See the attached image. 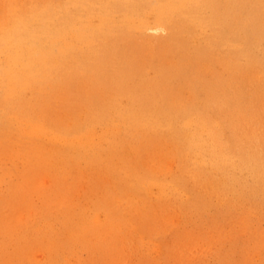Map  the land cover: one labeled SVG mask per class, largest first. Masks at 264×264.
Returning <instances> with one entry per match:
<instances>
[{
    "label": "bare ground",
    "instance_id": "6f19581e",
    "mask_svg": "<svg viewBox=\"0 0 264 264\" xmlns=\"http://www.w3.org/2000/svg\"><path fill=\"white\" fill-rule=\"evenodd\" d=\"M0 8L36 11L45 49L38 47L37 84L49 96L40 126L52 135L48 172L62 174L69 189L52 190L36 214L46 221L33 215L19 231L57 236L55 206H73L79 209L59 222L67 250L77 254L90 241L95 261L105 254L128 264L136 241L147 249L155 243L117 220L116 199L138 205L140 189L168 197L165 211L205 204L215 224L237 222L264 264V0H0ZM10 43L11 59L15 38ZM7 77L9 86L22 85L15 72ZM133 138L140 140L132 145ZM80 191L97 199L92 219L75 198ZM19 246L23 264L36 261L39 243ZM161 249L157 243L154 251ZM49 253L46 264H65L58 250Z\"/></svg>",
    "mask_w": 264,
    "mask_h": 264
},
{
    "label": "rangeland",
    "instance_id": "374dc122",
    "mask_svg": "<svg viewBox=\"0 0 264 264\" xmlns=\"http://www.w3.org/2000/svg\"><path fill=\"white\" fill-rule=\"evenodd\" d=\"M35 14L34 8H0V245L9 246L7 253L0 249V264H23L21 262L23 249L19 244L27 246L34 242L40 245L34 246L36 261L24 264H46V252L55 255L57 250L63 256V259L59 260L65 264L69 261L72 264H95L94 262L116 264L114 260L109 262L105 254L95 261L91 255L93 246L90 241L77 254L67 250L69 246L65 238L67 233L61 232L59 222L63 223L64 220L61 219L63 214L65 216L74 214L73 210L79 208L68 206L67 213L55 206L54 214L59 217L54 227L57 236L54 232L35 233L26 227L25 231H19V228L25 225L24 220L36 217L39 221H46L44 214H36L39 204L52 190L51 194L61 188L67 192L69 190L62 174L56 171L48 172L46 147L52 135L40 125L45 121L44 114L47 111L49 96L48 88L37 84L38 57H43L39 56L38 47L42 51L45 49L41 43L37 44V35L41 34H37L39 28L36 27ZM12 38H15L16 45L10 59L7 52L12 47L10 43ZM12 62L15 65H12ZM14 72L16 80L19 77L22 85L15 82L9 86L7 75ZM56 104L61 105L59 98L56 99ZM60 109L56 107V114ZM135 140L140 139L133 138L132 145L135 144ZM159 146L167 147L166 144ZM120 151L121 149L114 152ZM169 152L170 148L165 153ZM37 173L42 178L38 188L34 187L33 183ZM193 178L195 184L198 186L202 184L196 173ZM11 188L18 189L17 195L9 192ZM20 189L24 191L23 194L29 196V199L31 198L35 210L24 204L26 199L19 195ZM38 189L42 190L41 194L36 191ZM74 189L76 190L75 187ZM136 190L137 199L140 201L138 205L129 206L126 205V200H120L119 197L116 199L117 220L119 223L125 222L126 227L133 228L138 234L146 233L148 236L153 234L155 243H151L147 249L144 245L146 242L136 241L135 254L128 255L131 261L128 264H176L175 257L179 259V264H259L255 249L246 247L249 241L247 232L238 229L237 222L231 223L230 226L215 224L218 219L214 217L215 210L205 204L203 205L205 209L203 206L199 208L180 206L177 207V212L165 211L164 202L170 204L172 202L164 194L158 196L152 191ZM128 192L135 191L128 189ZM78 194L75 198L80 202V209L91 218L94 209L98 208L95 202L97 199L84 191ZM199 194L200 191H197V196ZM133 196V193H129L125 198L130 197L128 199L130 200ZM166 215H170L171 218ZM92 221L86 223L90 224L87 227H94ZM98 221L104 222L102 217H99ZM30 226L33 228V220ZM56 238L64 247L59 248L58 244H55ZM157 243L161 244L162 249L154 251ZM94 248H98L97 253L101 251L99 245ZM187 252L191 254H186Z\"/></svg>",
    "mask_w": 264,
    "mask_h": 264
}]
</instances>
